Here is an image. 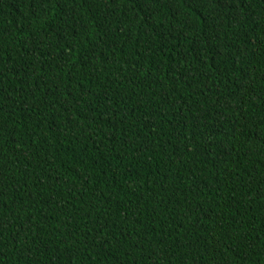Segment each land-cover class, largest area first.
<instances>
[{"label": "trees", "instance_id": "1", "mask_svg": "<svg viewBox=\"0 0 264 264\" xmlns=\"http://www.w3.org/2000/svg\"><path fill=\"white\" fill-rule=\"evenodd\" d=\"M0 264H264V0H0Z\"/></svg>", "mask_w": 264, "mask_h": 264}]
</instances>
